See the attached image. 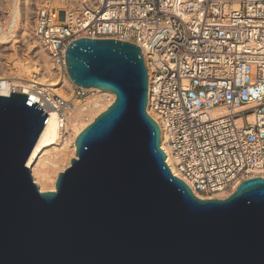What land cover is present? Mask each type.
I'll use <instances>...</instances> for the list:
<instances>
[{
  "label": "water",
  "instance_id": "1",
  "mask_svg": "<svg viewBox=\"0 0 264 264\" xmlns=\"http://www.w3.org/2000/svg\"><path fill=\"white\" fill-rule=\"evenodd\" d=\"M65 62L76 86L115 98L41 192L25 161L47 114L26 94L0 95V264H264V177L200 199L172 174L139 46L81 37Z\"/></svg>",
  "mask_w": 264,
  "mask_h": 264
},
{
  "label": "built area",
  "instance_id": "2",
  "mask_svg": "<svg viewBox=\"0 0 264 264\" xmlns=\"http://www.w3.org/2000/svg\"><path fill=\"white\" fill-rule=\"evenodd\" d=\"M32 31L58 78H68L65 51L78 38L139 46L148 107L169 148L172 174L194 195L264 177V0H87L77 12L43 5ZM7 79L0 77L7 83L1 96L26 94L47 115L54 112L67 134L72 98L85 88L69 83L66 98L48 85ZM216 107L225 112L212 116Z\"/></svg>",
  "mask_w": 264,
  "mask_h": 264
},
{
  "label": "bare ground",
  "instance_id": "3",
  "mask_svg": "<svg viewBox=\"0 0 264 264\" xmlns=\"http://www.w3.org/2000/svg\"><path fill=\"white\" fill-rule=\"evenodd\" d=\"M32 1L23 0L20 5L13 2L0 9V49H7V46L4 45L7 42H11L10 46H8L9 48H14L17 45L16 43L23 41L29 36L27 30L30 21L33 20V13L35 12L33 11L34 7L32 5L34 2ZM85 1L87 0H62L57 3L61 6L59 8L61 11H63L65 7L68 11L74 10L77 12L81 9V5ZM36 8L37 7H35V9ZM33 46L35 45L33 44ZM44 68V71H40L39 67H31L20 64L15 66L13 69L9 68V73L13 74V77L19 80H32L40 85L51 86L52 90L56 93L61 92V88L66 87L67 82L73 83L69 75L68 78H58V74L53 68V76L47 66ZM0 70V77L8 78L7 81L11 84L21 86L26 83L21 81L13 82L11 78L4 76L6 71L3 70V67H0ZM6 85L7 83L0 82V93L6 91ZM91 88L101 94H107V96L94 97L87 100L83 104L75 103V106H73L75 113L69 119L66 135H64L63 132L60 133L55 113L52 111L49 112L47 119L27 156L25 166L29 168L31 177L41 192L55 190V183L59 172L70 165L72 158H76V136L85 126L92 122L98 114L103 112L115 98L114 93L109 90L99 89L96 87H88L85 89L89 90ZM146 110L148 115L159 127L158 119L149 110L148 103H146ZM224 112L225 110L222 107H216L211 111V114L212 116H216ZM84 115H88V121L83 120ZM159 145L165 154V162L168 164L171 172L176 174L172 166L169 148L160 128ZM235 189L232 191L231 189L221 190L213 193L212 195L195 193V196L200 199H223L231 194V192Z\"/></svg>",
  "mask_w": 264,
  "mask_h": 264
},
{
  "label": "rangeland",
  "instance_id": "4",
  "mask_svg": "<svg viewBox=\"0 0 264 264\" xmlns=\"http://www.w3.org/2000/svg\"><path fill=\"white\" fill-rule=\"evenodd\" d=\"M23 0H0V9L5 7L7 4H11L13 2H16L17 4H21ZM32 1V0H31ZM58 1L62 0H33V11H35V7H40V6H48V7H54L59 9L61 6L57 3ZM65 9V7H64ZM34 18V13L33 17ZM33 20L30 21L29 26H28V34L29 36L26 37L23 41L16 43V47H8L10 46L11 42H7L4 44L7 46V49H0V67H3V70L6 71V74L4 75L5 77L11 78V80L14 81H21V82H27V80L24 79H16L13 77V74L9 73V68H15V66H18L20 64L25 65V66H36L39 67L40 71L45 70V66L48 67L50 72L53 74L52 66L50 64L49 58L44 50V48L40 45L38 42L37 38L34 36L33 31H32V26H33ZM34 42V43H33ZM33 44L35 46H33ZM46 64V65H45ZM1 71V70H0ZM39 77V76H37ZM66 87L61 88V92H57L60 95L70 98L72 91L70 88L69 82H67ZM70 90V91H69ZM98 96H107V94H101L100 92H97L95 89L91 88L89 90H85L83 96L79 98H72V103L75 106V103H80L83 104L87 100L98 97ZM75 110H72L71 117L74 115ZM88 115L83 116L84 121H88Z\"/></svg>",
  "mask_w": 264,
  "mask_h": 264
}]
</instances>
